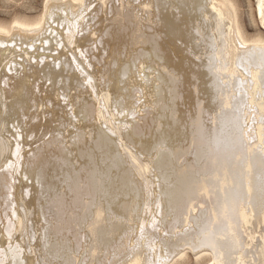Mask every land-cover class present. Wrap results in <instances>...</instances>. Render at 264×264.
Masks as SVG:
<instances>
[{"label": "bare ground", "instance_id": "1", "mask_svg": "<svg viewBox=\"0 0 264 264\" xmlns=\"http://www.w3.org/2000/svg\"><path fill=\"white\" fill-rule=\"evenodd\" d=\"M235 6L45 0L0 25V264H264V39Z\"/></svg>", "mask_w": 264, "mask_h": 264}, {"label": "rangeland", "instance_id": "2", "mask_svg": "<svg viewBox=\"0 0 264 264\" xmlns=\"http://www.w3.org/2000/svg\"><path fill=\"white\" fill-rule=\"evenodd\" d=\"M236 5L238 25L248 41L261 37L264 39V30L258 22L255 13L256 0H232ZM45 0H0V25L9 27L14 21L34 23L39 20ZM257 18V20H256ZM192 253L176 258L172 264H207L209 257L201 255L192 258ZM179 259V260H178ZM177 261V262H175Z\"/></svg>", "mask_w": 264, "mask_h": 264}]
</instances>
